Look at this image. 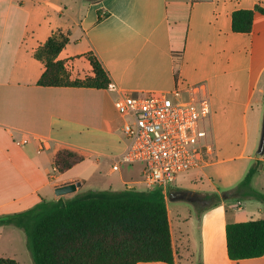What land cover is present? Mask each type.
<instances>
[{"label":"crops","instance_id":"1","mask_svg":"<svg viewBox=\"0 0 264 264\" xmlns=\"http://www.w3.org/2000/svg\"><path fill=\"white\" fill-rule=\"evenodd\" d=\"M257 7L264 11V0H0V218L49 201L52 193L53 201L64 198L58 187H81L88 179L74 173L78 168L109 179L119 174L112 165L125 148L124 119L114 106L120 94L204 85L211 153L188 187H179L180 176L164 193L172 264H264V256L231 260L226 235L228 223L264 219V201L226 195L237 186L222 192L214 184L253 160L260 168L252 183L264 170V154L255 151L264 118V13L255 10L250 33L232 30L235 11ZM58 30L70 35L58 59L71 79L94 77L92 54L116 90L38 84L45 65L34 54ZM62 149L83 161L54 172ZM207 181L209 187L199 186ZM252 188L264 194V183ZM209 198L215 200L200 205ZM181 200L193 203L196 214H179V238L169 202Z\"/></svg>","mask_w":264,"mask_h":264},{"label":"trees","instance_id":"2","mask_svg":"<svg viewBox=\"0 0 264 264\" xmlns=\"http://www.w3.org/2000/svg\"><path fill=\"white\" fill-rule=\"evenodd\" d=\"M255 10H238L232 16L235 33H250ZM70 35L54 32L35 52L45 65L38 84L43 87L108 88L110 79L99 60L87 57L94 77L71 79L59 54L69 44ZM83 161L72 150L62 149L54 157L60 172ZM260 168L256 163L240 184L226 195L264 201V194L254 190L252 180ZM14 225L28 239L34 264H172L174 253L165 194L160 189L139 190L125 187L120 191L92 190L70 199L42 201L25 212L0 218V226ZM227 253L231 260L264 256V219L228 223ZM0 264H19L10 257H0Z\"/></svg>","mask_w":264,"mask_h":264},{"label":"built area","instance_id":"3","mask_svg":"<svg viewBox=\"0 0 264 264\" xmlns=\"http://www.w3.org/2000/svg\"><path fill=\"white\" fill-rule=\"evenodd\" d=\"M114 106L124 119L125 148L115 157L112 172L123 164H144L145 190L165 193L182 174L201 169L211 153L207 123L212 107L204 85H177L170 93H122ZM53 171H58L56 165Z\"/></svg>","mask_w":264,"mask_h":264},{"label":"rangeland","instance_id":"4","mask_svg":"<svg viewBox=\"0 0 264 264\" xmlns=\"http://www.w3.org/2000/svg\"><path fill=\"white\" fill-rule=\"evenodd\" d=\"M262 133V129H261ZM259 144L257 141L255 151L259 150ZM256 162L250 161L246 169L242 171L236 176H231L230 178H222V179H215V185L220 188L222 192L229 188H235L240 184V182L245 178L247 173L249 172L250 168L253 167ZM230 164L225 166L213 167L209 170H224V167H228ZM143 171H144V164L136 163V164H123L121 167V171L119 172L122 182L119 179V174L115 176H110V179L106 175H100L98 173L93 174L91 173V169L89 170L90 174L87 171H84L83 168H78L74 171V173L83 176L84 178H88L85 183L80 187V189L74 193H69L64 196L63 199L67 200L73 198L77 195H82L92 190H110V191H120L127 186H132V188L136 189H144V185L142 184L143 179ZM106 172V171H105ZM197 170L190 171L188 173L182 174L180 181L181 184L179 187H188L189 182L193 176L197 174ZM183 179H187V181H183ZM107 183L112 184V187H108ZM264 183V170L260 173V176L257 177L250 187H258L262 186ZM176 185V184H175ZM174 186V185H173ZM200 187H209L210 183L207 181ZM176 187V186H174ZM51 197L48 198L49 201H53L54 193L50 195ZM246 199V198H244ZM214 198H209L208 200H201L200 205L208 204L209 202H213ZM248 200V199H247ZM169 207L171 210V216L173 218V226H174V234L181 238L182 237V227L180 223V213L184 215V217H189L190 215L196 214V208L193 203L190 201H171L169 202ZM0 257H10L14 258L18 261L19 264H34L33 256L29 247L28 239L25 232L14 226V225H5L0 226Z\"/></svg>","mask_w":264,"mask_h":264},{"label":"water","instance_id":"5","mask_svg":"<svg viewBox=\"0 0 264 264\" xmlns=\"http://www.w3.org/2000/svg\"><path fill=\"white\" fill-rule=\"evenodd\" d=\"M258 154L260 155L264 154V118H263V123H262V133H261V138H260ZM80 185L81 183H77V184H69V185L58 187L56 189V194L58 196H63L69 193H74L77 191V187H80Z\"/></svg>","mask_w":264,"mask_h":264}]
</instances>
